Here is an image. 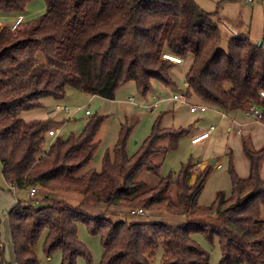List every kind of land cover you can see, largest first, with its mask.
I'll list each match as a JSON object with an SVG mask.
<instances>
[{
  "label": "trees",
  "instance_id": "1",
  "mask_svg": "<svg viewBox=\"0 0 264 264\" xmlns=\"http://www.w3.org/2000/svg\"><path fill=\"white\" fill-rule=\"evenodd\" d=\"M31 1L0 0V13L23 17ZM43 1L46 12L42 16L24 19L15 31L12 25L0 29L2 175L8 189L45 191L39 203L20 202L9 214L16 264H40L34 247L44 231L48 256L60 251L61 264H77L81 257L90 263L91 254L78 237L80 224L102 239L101 264H151L148 253L159 244L166 253L162 264H210L209 253L192 239L194 234H202L211 243L218 238L220 264H264L261 153L247 151L251 159L247 179H241L231 164V196L219 193L212 206L205 208L197 204V198L211 165L193 183L198 164L191 161L175 180L161 178L150 191L143 192L145 184L137 181L144 168L159 176L153 156L177 150L187 130L161 128L159 119L138 152L129 156L131 129H123L102 172L82 173L94 158L102 118L90 119L80 135L65 140L58 136L49 151L47 145L43 151L48 133L61 122L23 118L25 113L43 109L46 98L64 100L68 89L114 101L118 90L129 82H135L144 97L154 82L175 87L171 71L178 65L165 60L167 54L186 61L188 96L225 114L244 115L257 105L264 125L260 96L264 51L248 38L229 36L222 49L224 32L219 22L195 0ZM167 139V148L159 146ZM173 186L176 200L169 196ZM56 192L91 197L107 208H144L209 220L196 225L112 221L109 215L94 217L82 206L71 207Z\"/></svg>",
  "mask_w": 264,
  "mask_h": 264
},
{
  "label": "rangeland",
  "instance_id": "2",
  "mask_svg": "<svg viewBox=\"0 0 264 264\" xmlns=\"http://www.w3.org/2000/svg\"><path fill=\"white\" fill-rule=\"evenodd\" d=\"M246 1L247 0H205V3L209 9H212L207 10L214 15L213 18L215 21L221 22L227 20L237 29L240 35L249 38L245 32L240 30L241 27L239 28V26L244 25V27L247 28L251 25L254 16L250 9H252L256 3L261 2L259 0H252V3H247ZM45 9L46 5L43 0L31 1L24 14L25 21H31L42 16ZM221 34V48L225 50L229 37L224 33ZM182 68L184 67L175 66L171 71L172 79L176 84L175 87L169 88L154 82L151 91L146 97L139 93L135 82H129L122 86L118 90L114 101L105 100L101 97L89 96L78 90L68 89L64 100L56 102L51 97L46 98L43 100V109L31 111L24 115L41 114L43 112L50 113L52 110L56 111L54 114L59 115L60 112L55 110L57 105L64 106L72 112L79 110L72 118V114H69L66 118L62 117L60 114L62 121L58 127L60 131L58 136L64 140L68 139L73 134L80 135L86 128L90 119L102 118L103 123L101 124L96 138L97 148L94 153V158L91 164L88 165L82 173H86L89 170H94L98 173L102 172L104 160L107 155L113 156L114 148L119 141L123 129H131L127 144L129 156L138 152L146 139L151 135L153 127L159 119L161 128L187 130L188 134L182 137L177 150L165 151L153 156V166L160 167L159 176L152 174L147 168H144L140 172L137 181L145 184V188L142 191L147 192L157 187L161 178L172 176L173 180H175L182 167L189 161L200 165L207 162L208 165L212 166V171L197 198V204L205 208L210 207L216 201L219 193H224L227 197L231 196L233 187L230 173L231 164L241 179H247L250 176L251 159L247 151L261 153L260 175L264 180V128L258 127L260 133L255 134L251 138L247 133H244L242 137H238L222 129L219 132L221 134L220 136L216 133V135L212 136L211 139L207 141L204 140L196 145L193 144L192 138L204 132L205 129L209 130L210 123L206 122L207 116H205V114H192L190 113L188 105H183L173 100L174 95L182 94L185 90V77L181 73L183 71ZM130 98L134 99V103L129 101ZM188 100L189 104L200 105V102L195 96H189ZM157 102L158 106L153 108ZM87 111L90 112V116L86 115ZM46 141H50V138L48 137ZM46 145L47 142L43 147V151L46 149ZM168 145V139L159 143V146L162 148H167ZM220 160H223V162ZM218 161H220V163H218ZM204 168L205 166H197L193 170L192 180H194L195 176ZM44 195L45 191L42 188L38 189L37 198H31L27 190H18L14 192L8 189L2 176L0 162V222L2 223L0 243L3 246V248H0V263L16 264L12 260L13 245L11 242L7 211L16 207L20 202H31L32 204L35 202V204H37ZM54 195L65 201L71 207L82 206L94 217L109 215V219L112 221L121 220L128 223L159 222L170 225H196L209 220L207 218H196L190 215L181 217L165 212L157 213L149 211L144 217H135L130 215V211L133 209L107 208L96 203V201H91L94 200L91 197L84 198L80 195L65 192H56ZM169 196L176 200V188L174 186ZM261 220H264V208L261 210ZM78 237L80 242L90 252L92 259L89 263L85 258L81 257L78 259L77 264H101L104 256L102 239L99 236H93L90 233L89 226L85 224L78 225ZM46 238L47 232L44 231L34 247L37 259L40 264H61L63 256L60 251H55L51 256H48L45 252ZM192 239L204 251L209 253L210 264H220L222 252L218 238L211 243L202 234H194ZM1 252H3V257ZM148 257L151 264H162L166 257L163 246L159 244L152 248L148 253Z\"/></svg>",
  "mask_w": 264,
  "mask_h": 264
},
{
  "label": "crops",
  "instance_id": "3",
  "mask_svg": "<svg viewBox=\"0 0 264 264\" xmlns=\"http://www.w3.org/2000/svg\"><path fill=\"white\" fill-rule=\"evenodd\" d=\"M195 1L205 12L211 14L208 10H212V9H209L206 6L205 0H195ZM259 1L261 3H256V5L252 9H250V11L252 12V14L254 16L251 25H249L247 28L244 27V25L243 26H241V25L239 26V28L241 27L240 30L242 32H245L249 36L248 39H250L251 42H255V43L264 40V0H259ZM246 2L247 3H252L253 1L249 2V0H247ZM45 12H46V9H45L44 13ZM17 17L18 16H16V15L0 13V29L4 28L5 26H11L15 22ZM225 21H227V20H225ZM228 23H230V22H228ZM236 31H237V29H236ZM237 33L239 34L238 31H237ZM241 36L242 35L239 34V37H241ZM243 38H246V37H243ZM182 69H183V71L181 73L185 77V72H186L185 66ZM55 112L56 111L52 110L50 113L49 112L48 113L43 112L41 114L23 115V118L27 122H32V121H36V120H47L49 118L54 119L56 122H61L62 118L60 117V114L59 115L54 114ZM204 114H205V116H207L206 122L210 123V127L209 128H211L212 126L216 127L215 132H213V134L207 140L211 139V137L216 135V133H217V135L220 136L221 134L219 132L222 129H225L226 131H228V133L234 134V135H236L238 137H242L244 133H247L248 136L251 138L255 134L260 133L258 131V127H263L264 128V125L262 123H255V122H252V121H248L245 118L244 115H240V114H225V113H221L219 110L211 108V107H210V110L207 111ZM232 121L238 122L239 124L243 125L242 134L241 135L237 134L236 128H235L234 123ZM206 130L207 129H205L204 132H206ZM202 133H200V134H202ZM200 134H197L193 138L197 137ZM207 140H205V141H207ZM50 142H51V139H50V141H47V147H48V144ZM220 161L223 162V160H220ZM220 161H218V163H220ZM197 166H201V167L205 166V168H206L208 166V164H207V162H205V164H203V165L202 164L201 165L198 164ZM1 169H2V166H1ZM194 180H192L191 183H193ZM4 182H5V180H4ZM5 185L7 187L6 182H5ZM11 211H12V209H9L7 211V215L8 216H9ZM1 226H2V223L0 222V233H1ZM9 229H10V227H9ZM10 234H11V231H10ZM11 242H12V238H11ZM0 248H3L1 243H0ZM12 251H13L12 260L15 262L14 248L12 249ZM1 255L3 257V252H1ZM0 264H3V263H0Z\"/></svg>",
  "mask_w": 264,
  "mask_h": 264
},
{
  "label": "built area",
  "instance_id": "4",
  "mask_svg": "<svg viewBox=\"0 0 264 264\" xmlns=\"http://www.w3.org/2000/svg\"><path fill=\"white\" fill-rule=\"evenodd\" d=\"M252 0H249V2H251ZM24 22V17L20 16L17 17L15 22L12 24L11 29L12 31H15L19 28V26ZM219 27L220 29L224 32V34H226L227 36H229L230 38H238L239 34L237 33L236 29L227 21H221L219 22ZM253 45H255L256 47H260L263 51H264V40L259 41V42H252ZM165 60H168L178 66L184 67L186 61L183 58L180 57H175V56H171V55H164L163 56ZM184 86H185V90L182 94H176L173 97V100L176 102H179L183 105H188L190 108V113L192 114H196V113H206L207 111L210 110V107L208 105L205 104H200V105H195V104H189V100H188V88H189V84L185 81L184 82ZM260 96L262 99H264V92H260ZM129 101L131 103H134V99L130 98ZM158 106V102L153 106V108ZM55 110L59 111L62 117H68L69 114L71 115V118L75 115V113H77L79 110H76L74 112H72L71 110H69L68 108L61 106V105H57V107L55 108ZM86 115L89 116L90 112L87 111ZM245 118L248 121H252L255 123H260L261 119L263 117L262 115V111L260 109L259 106L257 105H253L247 112H245L244 114ZM234 123V126L236 128V132L238 135L242 134V128L243 125L239 124L238 122L232 121ZM216 127L212 126L208 131L203 132L202 134L198 135L197 137L192 139V143L193 144H198L204 140H207L212 134L213 132H215ZM60 131L58 128H54L52 130L49 131V138L51 139V142L48 144L47 147V151H49L50 147L52 146L53 141L58 137ZM10 189L12 191H17L16 187H10ZM28 195L31 198H34L37 195V188H31L28 191ZM148 214V211L144 208H137V209H133L130 211V215L131 216H140V217H144Z\"/></svg>",
  "mask_w": 264,
  "mask_h": 264
}]
</instances>
